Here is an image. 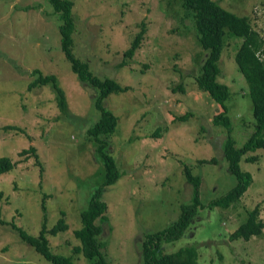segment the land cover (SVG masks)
<instances>
[{
    "label": "rangeland",
    "instance_id": "rangeland-1",
    "mask_svg": "<svg viewBox=\"0 0 264 264\" xmlns=\"http://www.w3.org/2000/svg\"><path fill=\"white\" fill-rule=\"evenodd\" d=\"M224 10L247 16L264 41V0H215ZM72 49L97 77L110 78L127 89L113 92L103 106L117 116L106 150L120 177L102 194L107 222L98 235L108 264H141L139 244L146 233L175 221L188 203L190 185L183 167L201 178L199 201L206 205L227 193L237 180L224 159L226 130L212 123L218 105L193 80L204 58L193 18L180 0H72ZM49 0H0V157L15 167L0 174V214L30 235H37L43 219L47 226L65 218L66 231L49 236L54 253L70 255L79 244L73 230L90 186L103 180L102 159L86 129L99 118L94 108L97 90L80 81L60 48ZM144 28L130 57L125 51ZM217 80L229 90L226 100L231 136L241 146L254 131L253 102L248 85L235 62L242 38L223 36ZM38 73L54 75L67 104L60 113L51 84L27 86ZM182 88V90H181ZM190 113L185 121L176 118ZM11 125L25 130L3 129ZM157 135H153L154 131ZM34 146L43 166L19 152ZM257 159L239 161L252 174L241 199L227 208L204 207L176 241L164 250L194 246L200 264H264V228L260 236L229 240V235L256 205L264 222V149L248 152ZM215 163L199 164V159ZM40 182V183H39ZM77 264H92L82 254ZM0 264H51L21 240L8 224H0Z\"/></svg>",
    "mask_w": 264,
    "mask_h": 264
},
{
    "label": "trees",
    "instance_id": "trees-1",
    "mask_svg": "<svg viewBox=\"0 0 264 264\" xmlns=\"http://www.w3.org/2000/svg\"><path fill=\"white\" fill-rule=\"evenodd\" d=\"M181 7L193 18L196 31V39L205 52L204 58L199 63L198 70L193 77L196 87L206 92L219 107V112L213 117L212 123L215 126H222L226 130L224 142V159L227 168L236 177V184L221 197L212 200L206 205L199 201V185L201 178L192 174L191 169L184 165L183 174L186 182L190 185V197L188 203L181 205V211L175 221L170 225L156 232L146 233L140 244L141 264H200L197 261L196 249L194 246L186 245L175 251L164 250V243H171L178 240L189 228V224L194 215L204 207L212 208L215 206L227 208L236 204L252 183V174L241 171L239 161L244 157L246 162H253L257 156L248 155V152L256 149H264V41L263 38L253 29L251 20L247 16H236L221 8L215 0H180ZM52 14L60 20L57 26L58 36H60V48L65 58L70 62L71 70L77 75L78 79L91 84L97 90L94 98V108L99 114L96 122L86 129L88 139L96 143V152L102 159L103 180L96 187L90 186L88 198L85 206L79 213L80 227L73 230L74 237L79 244L72 248L70 255L54 253L50 248L49 236H54L58 232L66 231L68 224L65 218H58L54 224L48 227L47 215L45 214L44 201L41 208L44 216L41 228L37 235H30L13 222H6L1 218L0 224H8L18 232L21 240L31 246L37 253L44 257L51 264H77L74 262V255L82 254L92 264H108L105 260L101 247L102 242L98 235L102 231L101 223L107 222V205L102 200V194L108 186H111L120 177V171L114 158L106 150L108 147L107 139L116 129L117 116L110 113L104 106V100L113 92H122L127 89L117 81L104 78L101 79L94 75L87 62L75 56L72 49L74 22L72 18V0H49ZM144 28L133 37L129 47L123 51L125 57H130L139 44ZM240 37L242 42L235 53V62L238 70L242 73L248 85L249 96L253 102L254 131L241 145L236 146L231 136V119L227 114L226 100L229 97L228 87L217 80L220 68L219 59L223 48V36ZM51 84L55 91V105L60 113L67 112V104L63 90L56 85L54 75L38 76L28 84L27 89ZM182 90V88H181ZM190 113L178 116L176 119L185 121ZM3 129H14L20 133L25 130L21 127L6 125ZM154 131L153 135H157ZM24 156V160L33 158L34 164L38 166L39 175H43V166L39 155L34 146L24 148L19 152ZM199 164L215 163V158L199 159ZM16 163L6 156L0 157V174L11 171ZM40 183V182H39ZM264 222L260 217L259 205H256L246 215L245 221L229 235V240L243 239L245 241L253 236H260L263 233Z\"/></svg>",
    "mask_w": 264,
    "mask_h": 264
}]
</instances>
